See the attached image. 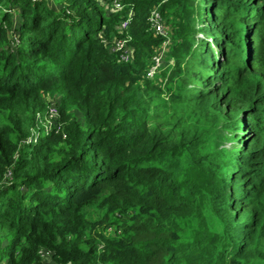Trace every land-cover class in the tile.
Here are the masks:
<instances>
[{
    "label": "trees",
    "instance_id": "16d2710c",
    "mask_svg": "<svg viewBox=\"0 0 264 264\" xmlns=\"http://www.w3.org/2000/svg\"><path fill=\"white\" fill-rule=\"evenodd\" d=\"M107 1L0 0V264H264V0Z\"/></svg>",
    "mask_w": 264,
    "mask_h": 264
},
{
    "label": "built area",
    "instance_id": "2783aa9c",
    "mask_svg": "<svg viewBox=\"0 0 264 264\" xmlns=\"http://www.w3.org/2000/svg\"><path fill=\"white\" fill-rule=\"evenodd\" d=\"M101 3H106L107 0H99ZM111 10L117 11L121 9V4L119 3L118 0H114L113 3L111 4ZM159 12L157 9H154L151 15V22H152V27H154L155 32L157 34H161L163 31V26L161 21L159 20ZM126 27V21H122L120 23V29H124ZM166 43H164L165 45ZM164 49V47H163ZM114 51H119V58L122 61L127 62L130 59L131 52L129 48L126 46V42L123 39H117L114 44ZM162 61V52L159 54H156L152 58V64L150 65L149 68H147L145 74L146 77H152L155 73H157ZM50 109V108H49ZM51 114H49L48 110V116L47 117H52L54 118L56 116L57 110L56 108L50 109ZM31 138L27 140V142H30ZM40 258L42 260V264H55L54 260L52 258L53 256V251L50 249H44L42 248L39 251Z\"/></svg>",
    "mask_w": 264,
    "mask_h": 264
},
{
    "label": "rangeland",
    "instance_id": "374dc122",
    "mask_svg": "<svg viewBox=\"0 0 264 264\" xmlns=\"http://www.w3.org/2000/svg\"><path fill=\"white\" fill-rule=\"evenodd\" d=\"M252 1L255 3V5H257L258 3L259 4L261 3L259 0H252ZM119 3L121 4V9H123L125 7L124 4H122L121 1H119ZM104 5H108V1ZM111 7L112 6L110 4V6H108L109 11L111 10ZM159 14H160L159 20L161 21L162 26H163V31L159 35H161L160 37H163V38L169 40V42H170V39H173V37H174L172 34V31H173V29H175L172 26V24L168 23V19L170 18V14L168 12L159 13ZM187 15L195 16V19H196L195 24H193V25L186 24L183 26L189 32L190 35H188V36H192V35H194L195 37L201 36L200 33H201L202 21L204 18L196 14V8L195 7L192 6L189 9H187L186 11H182V12L176 11L175 13H173V16L175 18L179 17V18H181V20L186 18ZM207 40L210 42L212 50L214 51V53H217V47L215 46L212 37H207ZM165 43H166V46L169 44L167 41H165ZM157 72H159V71H157ZM166 77H167V75L164 78H166ZM46 98L48 100V105H49L48 109L49 108L52 109V108L57 107V105L59 103V96H54L53 98H51L50 96H47ZM50 109H49V114H51ZM52 120H53L52 117H47L45 124H50V122ZM226 135L229 136V133H226ZM231 142L232 141H226L223 144V146L229 147L230 145H232Z\"/></svg>",
    "mask_w": 264,
    "mask_h": 264
}]
</instances>
